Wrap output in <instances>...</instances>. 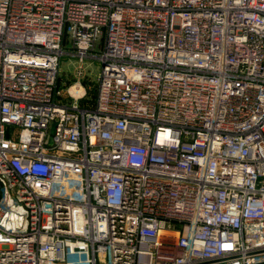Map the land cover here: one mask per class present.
Instances as JSON below:
<instances>
[{
	"label": "built area",
	"instance_id": "2783aa9c",
	"mask_svg": "<svg viewBox=\"0 0 264 264\" xmlns=\"http://www.w3.org/2000/svg\"><path fill=\"white\" fill-rule=\"evenodd\" d=\"M0 264H264V0H0Z\"/></svg>",
	"mask_w": 264,
	"mask_h": 264
},
{
	"label": "rangeland",
	"instance_id": "374dc122",
	"mask_svg": "<svg viewBox=\"0 0 264 264\" xmlns=\"http://www.w3.org/2000/svg\"><path fill=\"white\" fill-rule=\"evenodd\" d=\"M96 53L98 52V47H95L94 50ZM79 63L75 58L62 57L60 62L59 69V77H60V85L62 83L70 84L74 81V77H76V70L78 68ZM100 69V63L94 59L86 58L82 63L83 77L82 81H86L90 90L87 92L85 99L90 98L89 94H92L94 90L96 76ZM91 100V99H90Z\"/></svg>",
	"mask_w": 264,
	"mask_h": 264
},
{
	"label": "trees",
	"instance_id": "16d2710c",
	"mask_svg": "<svg viewBox=\"0 0 264 264\" xmlns=\"http://www.w3.org/2000/svg\"><path fill=\"white\" fill-rule=\"evenodd\" d=\"M82 83L87 86V82L86 81H82ZM59 84H60V81H59ZM90 95V98H87V99H84L81 104L82 105H86V106H89L91 107L93 105V101H94V95H95V92L93 90L92 94H89ZM91 99V100H90Z\"/></svg>",
	"mask_w": 264,
	"mask_h": 264
},
{
	"label": "bare ground",
	"instance_id": "6f19581e",
	"mask_svg": "<svg viewBox=\"0 0 264 264\" xmlns=\"http://www.w3.org/2000/svg\"><path fill=\"white\" fill-rule=\"evenodd\" d=\"M75 90H78L79 93L82 92V88H80L79 86H76V87H72V88H70L69 92H70L71 94H74Z\"/></svg>",
	"mask_w": 264,
	"mask_h": 264
}]
</instances>
